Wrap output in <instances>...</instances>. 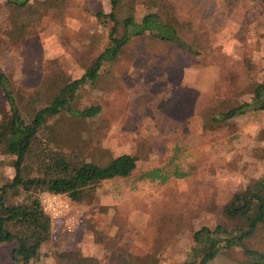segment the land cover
<instances>
[{"label":"rangeland","instance_id":"obj_1","mask_svg":"<svg viewBox=\"0 0 264 264\" xmlns=\"http://www.w3.org/2000/svg\"><path fill=\"white\" fill-rule=\"evenodd\" d=\"M38 1L37 16L29 11L26 15V35L9 39L4 30L11 9L7 0H0V66L11 70L14 86L28 89L29 95L41 74L57 64L73 78L83 75L85 64L109 41L108 27L97 15L110 11L109 0L29 4ZM176 1L198 29L208 30L211 48L201 55L186 50L178 54L177 48L169 50L149 34L132 39L113 71L81 90L75 103L100 104L99 114L85 118L62 111L50 119L56 144L65 150L78 148L100 163L123 153L137 154L139 161L132 175L102 181L84 203L65 194L57 199L42 194L53 218V238L42 245L37 264H60L58 254L72 247L107 264V237L141 255L166 244L159 264H174L183 258L196 229L225 219L211 212L208 202L225 203L236 190L264 176V112L249 111L213 132L205 129L200 116L204 108L223 100H249L239 89L250 79H264V0ZM149 11L139 6L140 15ZM0 101L7 102L3 91ZM179 166L191 173L165 183L140 177L153 168L173 172ZM1 172L12 177L15 170L6 161ZM54 207L62 212L55 213ZM165 212L171 215L162 234L176 229L171 243L158 237L157 216ZM71 221L78 222L72 231L67 228ZM246 244L264 251V230ZM10 251L11 246H0V264H23ZM247 260L242 247H233L210 264Z\"/></svg>","mask_w":264,"mask_h":264},{"label":"trees","instance_id":"obj_2","mask_svg":"<svg viewBox=\"0 0 264 264\" xmlns=\"http://www.w3.org/2000/svg\"><path fill=\"white\" fill-rule=\"evenodd\" d=\"M109 1L110 11L97 13L108 27L109 41L85 64L86 70L80 77L73 78L57 64L50 72L41 74L40 84L29 95L28 89L14 86L11 70L0 66V91L7 98L4 104L0 101V164L7 161L15 170L12 177L0 173V246H11L12 258L23 264H37L42 245L53 238V218L42 201L43 193L65 194L76 203H84L91 190L102 181L132 175L139 161L137 154L123 153L107 163H100L95 158L88 159L78 148L65 150L56 144V131L50 119L62 111L85 118L99 114L100 104L77 106L75 103L81 90L97 85L103 73L113 71L132 39L149 34L163 42L167 49L177 48L178 54L186 50L189 54L201 55L211 48L206 39L208 30L198 29L192 18L183 15L176 0ZM41 2L30 5L29 0H7L6 5L11 10L4 32L9 39L26 35L25 25L29 24L26 15L29 11L37 16V4ZM141 4L151 11L140 15ZM261 36L264 39V29ZM239 93L249 94V100L240 104L223 100L217 106L202 110L200 116L204 118L206 130L216 131L249 111L264 112V79H250ZM188 173L191 172L180 166L173 172L158 167L140 177L165 183L173 176L185 178ZM208 205L211 212L225 217V221L196 229L191 245L182 252L183 258L174 264H210L233 247H242L248 256L241 264H264V251L246 244L256 232L264 230V176L236 190L225 203L212 199ZM170 215L165 212L157 216L158 237L169 243L176 229L170 234L162 233L167 226L166 217ZM180 219L178 215L177 221ZM118 241L106 238L109 254L104 257L105 263L159 264L158 255L163 253L164 245L166 247L159 244L141 255ZM57 257L60 264H102L103 261L98 255L85 254L80 247L66 249Z\"/></svg>","mask_w":264,"mask_h":264},{"label":"built area","instance_id":"obj_3","mask_svg":"<svg viewBox=\"0 0 264 264\" xmlns=\"http://www.w3.org/2000/svg\"><path fill=\"white\" fill-rule=\"evenodd\" d=\"M49 194L54 199H57V197L61 196L60 194H52V193H49ZM70 204H71L70 201L67 202V206L68 207H69ZM52 209H53V211H55V213H58V214H60V212H62V209L61 210H57V207H54ZM77 223L78 222H76V221L67 222V228H68V230L72 231L76 227Z\"/></svg>","mask_w":264,"mask_h":264}]
</instances>
